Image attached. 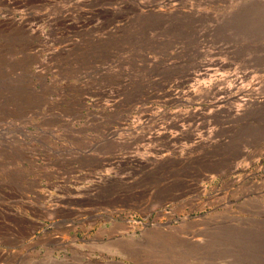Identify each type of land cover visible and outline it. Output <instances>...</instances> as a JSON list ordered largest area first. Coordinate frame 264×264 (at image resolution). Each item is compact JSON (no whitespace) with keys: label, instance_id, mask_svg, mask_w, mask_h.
Returning <instances> with one entry per match:
<instances>
[{"label":"rangeland","instance_id":"1","mask_svg":"<svg viewBox=\"0 0 264 264\" xmlns=\"http://www.w3.org/2000/svg\"><path fill=\"white\" fill-rule=\"evenodd\" d=\"M0 264H264V0H0Z\"/></svg>","mask_w":264,"mask_h":264}]
</instances>
